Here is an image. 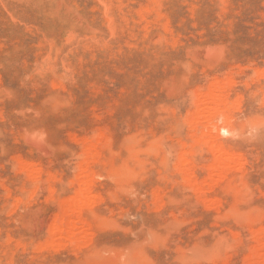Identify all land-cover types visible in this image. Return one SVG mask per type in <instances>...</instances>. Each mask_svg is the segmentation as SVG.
<instances>
[{"label": "rangeland", "instance_id": "1", "mask_svg": "<svg viewBox=\"0 0 264 264\" xmlns=\"http://www.w3.org/2000/svg\"><path fill=\"white\" fill-rule=\"evenodd\" d=\"M215 110L229 134L194 143ZM208 144L239 157L224 176ZM260 244L264 0H0V264H264Z\"/></svg>", "mask_w": 264, "mask_h": 264}, {"label": "bare ground", "instance_id": "2", "mask_svg": "<svg viewBox=\"0 0 264 264\" xmlns=\"http://www.w3.org/2000/svg\"><path fill=\"white\" fill-rule=\"evenodd\" d=\"M215 85V84H214ZM224 86V85H223ZM210 89V88H209ZM219 89V88H218ZM217 89V90H218ZM213 90V89H212ZM222 90V89H221ZM212 92V91H211ZM217 92V91H216ZM210 93V92H209ZM211 94V93H210ZM210 94H204V95H199L200 96V99L198 101V104H199V110H198V114L199 116L201 115V113L203 112V110H205L206 106H211L209 105L210 102H214L216 99H218L219 97L217 96L218 94H216L217 97H215L214 95H210ZM221 94V93H220ZM195 95V94H194ZM197 96V95H196ZM222 96V95H221ZM193 98V97H192ZM217 103V102H216ZM214 104V103H213ZM231 105V104H230ZM213 106V105H212ZM201 107V108H200ZM213 108V107H212ZM206 111V110H205ZM209 111V110H208ZM213 112V110H212ZM214 112L218 113L217 115V118H215L214 121L210 122L209 123V126H199L196 128V132H197V135L195 136L194 138V143H201L203 142L204 140H208V139H213L215 136H216V133H219V132H222L224 134H229L230 132V127L229 125L231 124V119L230 117L227 115V114H224V112L222 113L221 110H215ZM204 113V112H203ZM207 113V112H206ZM210 115V114H209ZM213 115V114H212ZM199 118V117H198ZM207 118V117H206ZM200 119V118H199ZM226 136V135H225ZM207 142V141H206ZM206 149H208L209 153L214 157L216 158V163L215 165L212 167H209L211 168L210 169V177L213 179L215 178H219L220 176H224L222 175L223 174V171L228 168V167H231V163L232 162H236V159L239 160L236 155V157L232 154H230V152H226L227 150L223 149V147H216L214 144L213 145H206ZM95 159V155L92 157ZM182 163V160L184 161V159H179ZM234 162V163H235ZM239 162V161H237ZM241 162V161H240ZM186 163V162H185ZM180 164V163H179ZM237 164V163H236ZM83 165V164H82ZM236 166V165H235ZM84 167V166H83ZM28 168V167H27ZM86 168V167H85ZM113 169V168H112ZM33 170V169H32ZM82 170V168H81ZM37 171V170H36ZM114 171H116L114 169ZM34 172V171H33ZM117 172V171H116ZM191 172V171H190ZM209 172V171H208ZM30 174L29 175H32V171L29 172ZM38 173V172H37ZM183 173V172H182ZM36 174V173H35ZM187 174V173H186ZM37 175V174H36ZM35 176V175H33ZM82 176V174H81ZM80 176V178H81ZM32 177V176H31ZM38 177V175H37ZM36 177V178H37ZM188 178V176H186ZM189 178H191L189 176ZM188 178V180H189ZM81 180V179H80ZM89 180V179H87ZM35 181V180H34ZM196 182V181H195ZM215 182V181H214ZM191 183V182H190ZM193 184V182H192ZM81 185V184H80ZM201 186V185H200ZM206 186V185H205ZM199 187V186H197ZM196 187V189H197ZM203 189V187H202ZM67 194H74V198H71L70 196L67 198V200H65L61 206H59L61 208V211L64 212L65 216L63 215L62 216V219H60L59 221V224L56 225V226H53L55 227L53 231H55V233H57V235H59V232L62 231V229H64V224H66L67 222H69V215H80V213L82 212V206L78 203V201L80 202L81 199H84V198H88L90 197V194H91V191H90V183L89 182H85L83 183V185H81L79 187V189L73 187V186H70L68 187V190H67ZM68 214V215H67ZM58 215V214H57ZM67 215V216H66ZM58 217V216H57ZM56 217V218H57ZM67 225V224H66ZM69 225V224H68ZM67 225V226H68ZM71 225V224H70ZM69 225V226H70ZM88 225V224H87ZM66 227V226H65ZM72 227V226H71ZM68 228V227H67ZM53 229V228H52ZM70 229V228H69ZM67 230V229H66ZM72 230V229H71ZM69 231V232H72V231ZM51 230V233L53 232ZM64 232V231H63ZM54 233V232H53ZM62 233V232H60ZM68 233V232H66ZM73 233V232H72ZM56 235V236H57ZM71 235H74V234H71ZM55 236V235H54ZM53 236V237H54ZM68 237H71V236H68ZM77 238V237H76ZM75 238V239H76ZM77 240V239H76ZM263 244H260L259 247L257 248V250L263 248Z\"/></svg>", "mask_w": 264, "mask_h": 264}]
</instances>
